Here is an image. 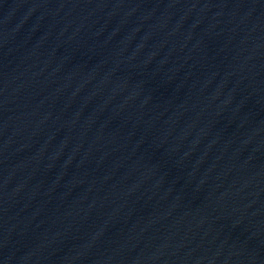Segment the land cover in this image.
<instances>
[{
	"label": "water",
	"instance_id": "1",
	"mask_svg": "<svg viewBox=\"0 0 264 264\" xmlns=\"http://www.w3.org/2000/svg\"><path fill=\"white\" fill-rule=\"evenodd\" d=\"M0 264H264V0H0Z\"/></svg>",
	"mask_w": 264,
	"mask_h": 264
}]
</instances>
